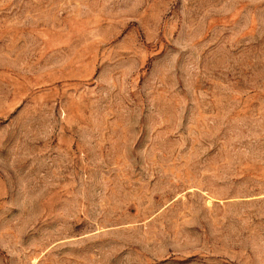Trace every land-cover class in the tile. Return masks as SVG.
Here are the masks:
<instances>
[{"label": "rangeland", "instance_id": "obj_1", "mask_svg": "<svg viewBox=\"0 0 264 264\" xmlns=\"http://www.w3.org/2000/svg\"><path fill=\"white\" fill-rule=\"evenodd\" d=\"M0 264H264V0H0Z\"/></svg>", "mask_w": 264, "mask_h": 264}]
</instances>
